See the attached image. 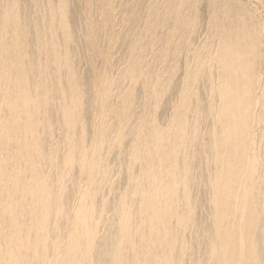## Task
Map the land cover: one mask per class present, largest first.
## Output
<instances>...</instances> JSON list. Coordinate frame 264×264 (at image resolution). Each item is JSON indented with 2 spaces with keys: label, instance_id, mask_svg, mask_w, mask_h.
Here are the masks:
<instances>
[{
  "label": "bare ground",
  "instance_id": "1",
  "mask_svg": "<svg viewBox=\"0 0 264 264\" xmlns=\"http://www.w3.org/2000/svg\"><path fill=\"white\" fill-rule=\"evenodd\" d=\"M0 264H264V0H0Z\"/></svg>",
  "mask_w": 264,
  "mask_h": 264
},
{
  "label": "rangeland",
  "instance_id": "2",
  "mask_svg": "<svg viewBox=\"0 0 264 264\" xmlns=\"http://www.w3.org/2000/svg\"><path fill=\"white\" fill-rule=\"evenodd\" d=\"M203 8V7H202ZM102 40L101 43V47L102 49H104L106 52H108L109 54V62H108V66H109V70L108 72L110 74H112L116 79L119 80V78L121 77L122 71L125 68L127 61L124 58V52H125V45L121 42V38L118 36H111L109 37L108 40H104L103 37L99 38ZM151 55L148 54L147 55V59H150ZM103 63L102 58L100 57L99 59H97V64L98 67L101 68L100 66H102L101 64ZM88 67V64L85 61H77L76 63V70L78 72L81 73H85L87 72L86 69ZM180 73V71H178V74ZM120 91H121V97L119 98L118 101H120L123 98L124 95V91L130 87L129 81L128 80H122V83L120 85ZM134 92H137L138 94L141 93V89L140 87H135ZM110 136L111 137H115L116 133L114 130H112L110 132ZM106 158L107 160L111 163L114 164V152L112 153H108L106 154ZM120 168H118V166L115 165V169L111 175L112 179H116L118 177V171ZM65 184L68 185L70 184V181L65 179ZM98 196H103L109 204L113 203L114 201H117L119 199V193L116 190H110L108 184H105V186H102V189L99 190L98 192ZM80 202V200L76 197H74L71 201V205H76ZM106 211H108L105 215H104V220L106 217L110 216V210L109 208L106 209ZM104 224H106L105 222L100 224L101 226L99 227V236H102L105 232V228H104Z\"/></svg>",
  "mask_w": 264,
  "mask_h": 264
}]
</instances>
